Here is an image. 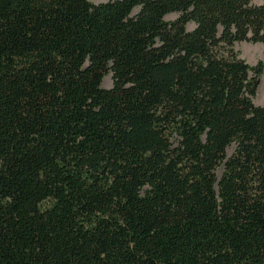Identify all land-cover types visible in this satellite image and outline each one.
Masks as SVG:
<instances>
[{
  "label": "trees",
  "instance_id": "16d2710c",
  "mask_svg": "<svg viewBox=\"0 0 264 264\" xmlns=\"http://www.w3.org/2000/svg\"><path fill=\"white\" fill-rule=\"evenodd\" d=\"M242 41L264 3L0 0V264H264Z\"/></svg>",
  "mask_w": 264,
  "mask_h": 264
},
{
  "label": "rangeland",
  "instance_id": "374dc122",
  "mask_svg": "<svg viewBox=\"0 0 264 264\" xmlns=\"http://www.w3.org/2000/svg\"><path fill=\"white\" fill-rule=\"evenodd\" d=\"M91 2L97 4L106 2L108 0H90ZM255 4L264 3V0H252ZM177 17L176 13L167 14L164 19L167 21L173 20ZM187 29H192L194 27L193 23L187 24ZM235 49L237 50L239 56L246 61L249 65L256 64L257 61H261L264 66V45L262 43H253L242 41L235 44ZM102 86L105 88H109L111 86V74L107 73L103 80ZM253 102L255 105H262L264 103V73L258 79V85L256 88L255 95L253 96ZM232 151V147H228L226 149L227 155H229ZM221 173V168L217 169V174Z\"/></svg>",
  "mask_w": 264,
  "mask_h": 264
}]
</instances>
